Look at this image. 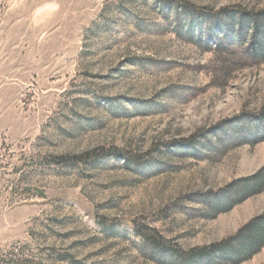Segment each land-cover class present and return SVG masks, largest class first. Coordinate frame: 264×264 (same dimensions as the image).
Returning a JSON list of instances; mask_svg holds the SVG:
<instances>
[{"label": "rangeland", "instance_id": "rangeland-1", "mask_svg": "<svg viewBox=\"0 0 264 264\" xmlns=\"http://www.w3.org/2000/svg\"><path fill=\"white\" fill-rule=\"evenodd\" d=\"M12 2L0 0V264H211L132 223L189 252L264 213V190L242 186L264 167V61L229 50L237 19L170 0ZM224 264H264V248Z\"/></svg>", "mask_w": 264, "mask_h": 264}, {"label": "trees", "instance_id": "trees-1", "mask_svg": "<svg viewBox=\"0 0 264 264\" xmlns=\"http://www.w3.org/2000/svg\"><path fill=\"white\" fill-rule=\"evenodd\" d=\"M170 1L177 4L181 9L189 10L199 15L210 17L224 15L226 17L236 18L238 21L237 31L235 27L224 28L227 34V46L229 50L234 49L236 51V49H241L243 51V57L251 63L264 61V12H247L242 11L239 7H225L214 11L204 7H195L182 0ZM233 64L236 65L237 63ZM235 68L239 67H222L219 69L221 73L220 78L225 79L227 76H230ZM254 122L259 129L255 137L259 140L258 142H262L264 141V110L254 118ZM198 136H201V134H196L194 138ZM187 146L189 148L194 147L192 144ZM95 154H97L96 157L102 156L100 153ZM111 155L119 156L118 153ZM122 156L124 158H130L128 155ZM78 160L85 161L88 159L81 158ZM244 183L242 186L245 193L243 194L253 196L262 192L264 190V167L252 177L244 180ZM240 196L244 195L238 192L236 196L228 197L226 199V206L232 208L239 204L242 201ZM103 221L101 218L98 220L100 223ZM114 223L119 224L120 222L115 220ZM132 226L136 228L137 234L141 238L158 247L171 250L183 257L186 262L209 259L210 261L212 260L211 264H224L226 262L238 263L250 259L264 248V213L241 228L234 238L209 246L197 247L189 252H184L178 246L172 245L156 229L137 225L135 222L132 223Z\"/></svg>", "mask_w": 264, "mask_h": 264}, {"label": "clouds", "instance_id": "clouds-1", "mask_svg": "<svg viewBox=\"0 0 264 264\" xmlns=\"http://www.w3.org/2000/svg\"><path fill=\"white\" fill-rule=\"evenodd\" d=\"M17 7H18V4L15 3L14 0H13V2L9 6V11H12V10H14ZM51 7L55 8V7H57V5L53 4V5H51Z\"/></svg>", "mask_w": 264, "mask_h": 264}]
</instances>
